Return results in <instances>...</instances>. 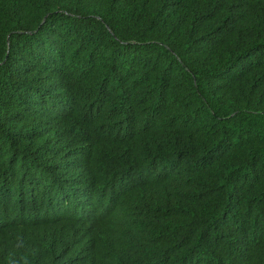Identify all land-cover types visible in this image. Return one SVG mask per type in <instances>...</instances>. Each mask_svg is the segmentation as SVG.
I'll list each match as a JSON object with an SVG mask.
<instances>
[{
  "label": "trees",
  "instance_id": "1",
  "mask_svg": "<svg viewBox=\"0 0 264 264\" xmlns=\"http://www.w3.org/2000/svg\"><path fill=\"white\" fill-rule=\"evenodd\" d=\"M0 264H264V0H0Z\"/></svg>",
  "mask_w": 264,
  "mask_h": 264
},
{
  "label": "clouds",
  "instance_id": "2",
  "mask_svg": "<svg viewBox=\"0 0 264 264\" xmlns=\"http://www.w3.org/2000/svg\"><path fill=\"white\" fill-rule=\"evenodd\" d=\"M83 243H84V247H85V246H88V239H84V240H83Z\"/></svg>",
  "mask_w": 264,
  "mask_h": 264
}]
</instances>
